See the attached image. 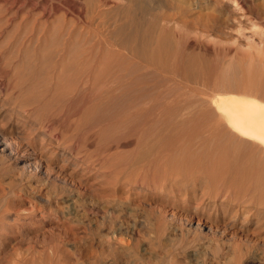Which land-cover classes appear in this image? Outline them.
I'll return each instance as SVG.
<instances>
[{
  "label": "bare ground",
  "instance_id": "bare-ground-1",
  "mask_svg": "<svg viewBox=\"0 0 264 264\" xmlns=\"http://www.w3.org/2000/svg\"><path fill=\"white\" fill-rule=\"evenodd\" d=\"M108 1L87 0L91 8L94 6H98V8L106 6L109 4ZM228 1L234 2L237 8L236 11L238 13H235V15H232L233 12L230 11L234 17L229 13H226L225 16L221 14L219 10L214 8L218 6L216 4L215 6L213 5V8H208L206 4L195 7V10L199 8L200 10L198 11L200 12H198V15L194 14L196 16L193 17L194 19L191 18L195 22L193 24L198 25V29L203 33L210 36L215 34V36L218 35L221 38H229L231 41H238L237 43L241 44L240 46L247 45L248 47L247 51L243 53H239L237 50L233 52L230 48L212 47V50H209L208 47L207 49L205 48L202 56L208 58L210 53H212L218 59L217 63L213 62L216 65H220H217L220 69H217L218 72L213 77L209 75L203 76L195 68L194 63L201 54L195 52L196 46L201 42L195 47L189 45L188 52H185L181 58L183 61L180 59L182 61L181 64H179L181 61L176 63V60H179L177 58L178 54L172 53L174 50L171 48L172 51L169 47L167 49L171 50L169 52L173 56L172 54L170 55L173 58L177 56L174 58H177L176 60L171 56V58L169 57L175 63L171 64L167 62V59L166 61L162 60L165 56H168L162 57L166 52L164 48L172 40L173 33L169 29L173 20L172 11L176 9L178 3H181V6H178L181 12L185 13L188 10L185 7L186 5L182 6V1L175 3V0H128L126 6L119 8L116 6L114 22L110 25L112 28L110 38L119 43L120 50H125L128 55L121 53V51H114V53L102 52L103 48L98 49V52L97 50L95 52L89 50L93 45L89 43L91 45L89 47L87 44L89 49L85 48L83 42L79 41L80 44L78 43L77 34L74 35V33L66 29L64 34L59 30L57 34L49 37L38 33L34 37L35 45H32L33 49L30 50L28 46L29 48L24 51L25 54L23 55L27 61L25 59L23 60L24 63L20 61L22 63L20 65L18 63L16 67L14 77L20 79L19 82L21 84L16 83V86H12L15 78L8 79V84H5V88L4 83L0 82L1 89H5L8 96L13 94L14 99L18 100L17 105H19V101L22 103L18 106L20 108L13 111L8 117L3 114L2 104H0V109H2L0 110V183L6 186L5 188L3 187V193L6 196L10 195V197L17 191L26 193L30 188L31 180L36 179L41 182V187L44 185H52L54 187L61 185L60 193L64 194L65 192L67 194L69 185L79 182L78 179L77 181L74 180L73 175L79 174L78 172L81 170H83L84 174L83 178L79 179V183L81 184L84 181L86 183L91 175L88 176V173H90L88 169L91 164H89L90 162L86 164L87 160H85L88 156L85 153L88 152V146L92 147L93 141H95L93 139H96L97 135L101 137L99 134L101 132L103 133L104 141L106 132L109 134L108 132H111V128L112 131L115 130L111 126L118 124L121 128L123 127V131H118L120 135L110 137L111 139L106 136L107 140L105 139V141L108 142L109 140L107 152L108 150L111 151V149L112 151L116 150L114 148L116 145L111 146V142L116 143L117 147L123 146L124 148L128 147V149L130 146L133 147L132 144H134L136 147L134 151L136 150L137 153L131 149L130 151H133L137 156L133 157L134 161L125 163L124 168L120 171H118V168L117 171L116 169H110L111 165L110 167H105L109 169L110 174L116 172L118 180L122 179L121 176H124L125 181V178H127L124 184L130 186L131 189L135 190L136 187L144 191H151V196H148L143 201L144 205L148 206V209H146L147 207L145 208L148 211L145 214L148 221L155 219L159 223L162 238L166 237V240L168 238L172 239V235L176 237L192 235L194 237L193 241L187 243L180 250L175 249V251L177 250L176 254H183L186 258L193 261L201 247L208 243L216 246V243L220 242L227 254L235 256V264H243L244 260L252 262V264H262V255L260 256L259 253L255 252H258L260 245L264 246V0H261L262 3L260 2V4L254 3L256 0ZM2 2L1 8L4 6L5 10L11 9V6L15 3L10 2V0H2ZM194 2L193 4H195ZM183 3L189 4L187 1ZM58 6L54 7V12L56 13L61 12V8ZM151 11H156L153 15L154 19H152V22L147 23L143 16ZM65 14L64 12L60 15L66 18ZM189 20L187 22H190ZM177 26H180V23ZM156 32L158 36L154 35ZM188 35L189 33L185 37ZM195 37L194 39L199 41V37L197 38V35ZM204 40L206 41V39ZM187 41L189 42V39L185 42ZM106 43L108 44V42ZM153 46L157 48L154 50ZM155 51L161 54V60L165 61V64L161 63V67L164 68L163 70L167 69L168 73H166L170 75L166 74V76L161 77L162 74H165L163 72L159 74L161 72L159 68L158 74L160 78H158L155 74L151 75L149 73L151 67L150 71H143L144 74L142 67L139 66L142 63H138L139 65L132 63L135 58H138L149 63L150 66L154 63L158 64L161 60H159V57L156 58L157 52L155 53ZM130 58L133 60L130 61ZM235 58L237 60L236 63ZM137 60L135 61L136 63L138 62ZM200 63L198 62V65L203 62ZM158 65L154 64L152 67L156 69L155 66L158 67ZM142 66L144 67V65ZM205 67L208 69V66ZM144 68L148 69L149 67L146 66ZM211 69L213 68L211 67ZM260 70H262V73ZM199 71L202 70L199 68ZM212 73L215 74V71L213 70ZM177 75L182 76L180 83L184 84L179 96H175L176 90L172 86L173 83H176ZM150 77H155V79L149 80L148 78ZM157 111L161 112V117H158L159 113L157 115ZM118 125L117 127H119ZM104 130L106 132H103ZM73 132L74 136H70ZM80 132L84 134L83 139L81 138L83 141L78 139ZM115 133L116 131H114ZM85 135L86 137H84ZM181 140L187 144L185 147L188 151L185 160L188 158L189 164L197 163L202 165L203 163L198 162V160L200 161L204 157L206 160L210 159L211 162L213 161L212 164L215 163L218 170L220 165H216L218 163L214 161H220L222 165V161L230 159L235 162V176L238 177L236 180L232 179V181L235 180V183L226 181L220 176L212 181L209 178L210 182L206 183L212 185L215 192L210 191L208 193L209 187L207 188V185L205 187L208 191L201 187L206 191L201 189L202 204L201 202L197 204L194 207L195 210L192 213L190 212L191 214H184L186 217L181 215H183V212H187V207L192 206L189 200H183L182 198L187 190L182 192V187H180L182 185H179L180 179H177V177L167 178L166 175L168 164L174 163L173 165L176 166L177 155L181 152L180 150H177L180 153L171 151L173 153L172 156L176 157L169 156L171 154L168 155L169 159L172 158L174 160L176 158L175 161L166 160V154L173 150L174 145L178 146L175 143H180ZM76 141L82 144L77 145ZM162 144L171 146L173 144V146L171 149L166 146L170 150H166L165 153L163 152V147L157 150V147ZM102 148L105 150L104 146ZM120 149L123 151L122 147ZM120 149L117 153L118 155L121 152ZM112 151L111 153L114 155ZM182 153L184 154V152ZM107 156L110 157L111 154L108 152ZM110 160L113 159L111 158ZM89 161L91 160L89 159ZM211 162L209 161L208 163ZM107 163L109 164V162ZM123 163L124 161L118 165L120 166ZM71 164L74 165L73 171L70 174H64L63 170ZM118 165L116 164V167ZM212 166H210V169ZM213 168L212 170L214 171L216 167L215 169ZM222 168L224 169V167ZM171 169L170 173L174 171V169H172L173 171ZM182 171L175 173L181 174ZM163 173H166L164 174L166 177L161 178ZM170 175L168 174L169 177L173 174ZM210 175L212 176V174ZM198 178H195V180L192 178L194 182L193 194H191L190 198L192 201L199 196L196 186L200 184L201 179L199 180ZM120 181L118 182L120 183ZM181 182L184 183L182 179ZM157 186L165 187L166 189L169 187V190L163 192L160 188L162 192H152L151 189L154 188V191ZM39 190L42 191L43 189L39 188ZM222 192L225 194H222ZM229 192H232V194L235 192L233 194L235 195V202L228 196ZM71 196H68L67 202L72 201ZM180 201H184V204L180 205ZM206 203L213 204L215 212L210 210ZM154 205L156 208L153 207ZM170 211L171 214H167ZM240 218L242 222L239 230L235 231V244L233 243L232 245L229 240V243L223 242V239L232 233L231 229L234 224L235 227L238 225ZM181 222H184L185 226H182ZM176 223L181 226H177ZM249 231L254 237L257 236V240H261L263 243L254 244L248 236L244 240L238 238V234H248ZM159 237L161 238V236ZM107 258L109 257H106L105 262L103 260L102 264H111L109 263L110 260L106 262ZM113 258H115V255ZM213 258L216 259L214 256ZM217 259L221 260L223 257ZM96 260L98 262L93 261L91 264H101L99 257Z\"/></svg>",
  "mask_w": 264,
  "mask_h": 264
},
{
  "label": "rangeland",
  "instance_id": "rangeland-1",
  "mask_svg": "<svg viewBox=\"0 0 264 264\" xmlns=\"http://www.w3.org/2000/svg\"><path fill=\"white\" fill-rule=\"evenodd\" d=\"M179 1L180 2L182 1V6L186 5L185 7L188 9L187 12L183 13L180 11L179 7L181 6V3H178ZM186 1L188 3L191 1L190 2L191 4L190 3L184 4L183 2H186ZM186 1L185 0H175V3L177 2L179 7L176 5V9H174L172 11L173 20H172L171 25L169 26V29H171L172 33H173L172 40L164 48L166 51V52L164 51L165 54L163 55L164 52L162 53L163 58L165 55H168V56H165V58L162 59L161 54L158 51H155V53L157 52L156 58L159 57L160 58L159 60L162 59L165 61L167 59V62H170L171 64L175 63L174 60L179 58V60H176V63L178 61L180 62L182 60L181 58H182L183 54L185 52H188L189 45L195 47L196 45H198L199 42H201V43H199L198 46H196L197 48H196L195 52L196 53L198 52L197 54H200V53L201 54L199 56V59H197L194 63L195 68L198 70L199 74H202L203 76L209 75V76L213 77L218 72L217 69L219 67H217V65L218 66H220V65L215 64V63H217L218 59L215 58L214 54L210 53L208 58L202 56V53L205 51V48L207 49V47H208L209 50H212L215 47L216 48H230L233 52H234V50L235 51L237 50L239 53H243V52L247 51L248 47H247V45L240 46L241 44L237 43L238 41L237 42L235 40L231 41L229 38L228 39L221 38L218 35L215 36V34H213L214 36L213 35L210 36L209 34L203 33L201 30L198 29V25L193 24L195 22H194V20H191V18L196 17V16H194V14L195 15L199 14L198 12H200V11H198V10H200V9L198 8V10H197V8H196V10H195V7L200 6V5H206L207 4L206 6L208 8H213L216 4L218 6H215L214 8L216 10H219L220 13L223 14L224 16L226 13L227 14L229 13L231 15L232 14L231 12H233L232 15H235V13H238V11H236L237 8L235 7L234 2H229L228 0H225V1L224 0L223 1L222 0H217V1L216 0H206V1L205 0H201V1L200 0H193V2L195 1L194 3L196 4V6H195V4H193L192 0H186ZM10 2H12V3L15 2V3L11 6V9L5 10L4 6H3V8H1L2 7L1 4H3V2H2V0H0V5H1L0 6V82L2 81L4 83V85L8 84V79L15 78L14 76L16 73V67L18 66V63L20 65L23 62V60L25 59V57L23 55V54H25L24 51H26V48H29V47H30L29 48L30 50L33 49L32 45H35L34 37H36L38 33H42L45 35V37L46 36L49 37L50 35L57 34V32H59V30L62 32V34H64L65 29H66L67 31L70 30L72 33H74V35L77 34L76 39H77L78 43L80 44V42L81 43L83 42L85 44L84 45L85 48L89 49V47L91 45H93L90 47L89 50H93L94 52H95V50H97V52H98V49L103 48L102 52L108 51V52L114 53V51H121L120 50L121 47H120L119 43H116L113 39L111 40V38H110V31L112 30L110 25L114 22V15H115L114 12H115V8H117L116 6H118V8L124 7V5L126 6V4H128V0H109L108 3L110 5L108 4L106 6H100L99 8H98V6H94L91 8L89 6L87 0H23V1H21V0H13L12 1V0H10ZM260 2L262 3L261 0L254 1V3H257V4L258 3L260 4ZM57 5H59L60 7L59 6L58 7L61 8V12H59V13L54 12L55 11L54 7H56ZM210 5H212V6H210ZM219 6H221L222 8L221 7L219 8ZM18 7H20V8H18ZM89 7L91 8V11H90ZM193 8L196 12L193 10ZM97 10H98V12H96ZM41 12H43V13H41ZM64 12L66 13L65 14L67 16L66 18H63L62 17L63 15L62 16L60 15L61 13H64ZM151 12H153V11H151ZM151 12L143 16L144 17L143 19H145V22H147V23L152 22V19H154L153 15H154V12H156V11H154L153 13H151ZM183 15L184 16L187 15V16H185L186 18ZM174 16H175V18H174ZM232 17H234V16H232ZM189 18H190V20H189ZM187 19L190 22H187L188 21ZM182 21H183V23H182ZM45 22H46V24H45ZM40 23L41 24L43 23L42 24L43 26ZM179 23H180V26H177ZM66 24H68V25H66ZM177 27H178V29H177ZM34 29L37 30V33H36V30H34ZM41 31H43L44 33ZM179 33H181L182 35ZM188 33L191 36V37L189 35L187 36L190 44H188L189 43L188 41L185 42L186 40H188V39H186L187 37H185ZM154 35L158 36L157 32ZM196 35H197V38L199 37L198 38L199 41H197V39H194V38H196L195 37ZM249 35H250V33H249ZM215 38H216V40H215ZM204 39H206V41ZM219 39L222 42H220ZM83 40H85V41H83ZM106 42H108V44ZM191 42L192 43L197 42V43L192 44ZM30 43H33V44H30ZM89 43L91 45H89ZM87 44L89 45V47ZM201 44H203V45H201ZM211 44H212V46H211ZM98 45L100 46V48ZM236 45H238V46H236ZM186 46H187V48H186ZM199 46H200V48H199ZM168 47H169V49L172 48L174 50L173 51L171 49L173 51L172 53L178 54V57L174 55L175 57H177L176 59H174L175 57L174 58L172 57L173 54L170 53L171 50L167 49ZM201 47H203V48H201ZM156 48H154V46H153L154 50ZM19 50H20V52H19ZM124 51L122 49L121 53H123V54L125 53L128 55V53L126 51L125 52ZM170 54H172V56ZM170 56L174 60L169 59ZM201 56H202V59H201ZM17 57H18V59H17ZM22 57H24V58H22ZM211 57H213L214 59ZM132 58L134 59V57H132ZM132 58H130V61L133 60ZM137 59L138 58H135V60L132 61V63H135V64L142 63L140 65L138 64L139 66L142 67V69H143L142 72L143 71L146 72L145 70L150 71L149 69L151 67V71L149 73L151 75L155 74V76H157L158 78H160L159 74H162V72L165 75L162 74L161 77L166 76V74L168 73L167 69L163 70L164 68L161 67V63L165 64L164 63L165 61L161 60L158 63L160 66L157 63H154V64L158 65V67L155 66L156 67V69H155L154 67H152L154 64L153 65L151 64V66H150L149 63H146L143 60H140V59L137 60ZM208 59H209V61H208ZM136 60L138 61L137 63L135 62ZM20 61H22V62H20ZM182 61L179 64H181ZM197 61L199 63L203 62L204 65H203V63L202 64L200 63L201 65H198ZM209 62H211V63L209 64ZM236 62H237V60L235 58V63ZM167 64H169V63H167ZM142 65H144V67L147 66L149 68L148 69L144 68ZM205 66H208L207 67L208 69H206ZM201 67H203L205 69H202ZM209 67H210V69H209ZM211 67L213 69H211ZM157 68H158V71H157ZM159 68H160L161 72L158 74ZM199 68L203 72L199 71ZM260 68H262V67L260 66ZM207 70H209L210 72H211V70H212V72L214 70L215 74L212 72L210 73ZM148 71H147V73H148ZM260 71L262 73V70H260ZM167 75H170V74H167ZM201 76H200V78H202ZM181 77H182L181 75H177L176 83L172 84L173 88L176 90L175 96H177V95L179 96V92L180 93L182 92L181 88L184 87V84L180 83L182 81ZM150 78H152V77H150ZM150 78H148V79L149 80L155 79V77L152 79H150ZM19 81H20V79H18V78L13 79L12 86H16L15 85L16 83L19 84L20 83ZM6 85H5V88H6ZM11 89H13V88H11ZM13 96H14L13 94H9V96H8L5 89L2 90L0 87V104H2V109H3V110L2 109H0V110H2L3 114H5L7 117L13 111L19 109L20 107H18V106L20 104H22L19 101V105H17L18 100L14 99ZM5 111H6V113H4ZM7 111H8V113H7ZM158 113H159V111H157V115H158ZM160 113H159L158 117H161ZM79 123H81V121H79ZM112 123L114 124L115 122H112ZM110 125H112V124H110ZM110 125H109V127H110ZM117 125L111 126L115 129L113 131H112V128L110 129L112 132V135H111V132H108L109 134H107L106 130L103 131V132H106V135L104 136L106 140H107V137L110 138V137H114L115 135H118V134L120 135V133H118V131L119 132L123 131L122 130L123 127L121 128V126L118 125L120 127L119 128V127H117ZM114 126H116L119 130ZM96 130L99 131L98 129H96ZM120 130H122V131H120ZM114 131H116L117 134L116 133L114 134ZM79 134L80 135H78L79 136L78 139H81V138L83 139V135H84L83 132H80ZM99 134L101 135V137L99 135H97L96 139L95 138L93 139L95 141H93L92 147L88 146V152H85L88 155L87 158L85 159V160H87L86 164H88L89 162H90L89 164H91L90 165L91 167L88 169L90 171V173H88V176L91 174L89 176L90 179H88L86 181V183L84 181L80 184L79 179L83 178L82 176H83L84 172H83V170L79 171L78 172L79 174L73 175L74 180L77 181V179H78L79 182L70 184L68 189H67V192H66L67 194H65V192H64V194L60 193L61 192L60 191L61 185L56 186V187H54L52 185H46V186L44 185L45 187L44 186L41 187V185H40L41 182H39V180L33 179L34 181L31 180V182L29 184L30 188L28 189V191L26 193L17 191L15 194L11 195V197H10V195L6 196V194L3 193L4 192L3 189L6 186L2 185L0 183V185H1L0 186V207L2 208V209L0 208V264H91L93 261L98 262V260H96L98 257H99V259H101V260H99V261H101V264L103 263V260L105 262L106 257H109L106 259V262H109V260H110L109 263H111V264H196L197 256H199L201 258H203L204 256H207V259H206V261H203V264H222V259L221 260H219L217 258L215 259L212 256V249L215 248L214 244L208 243V244L204 245L203 247H201L200 251L198 252V254L196 255V258L193 261L186 258V256L183 254H180V255L176 254L177 250L175 251V249L180 250L187 243H189L190 241H193L194 237L192 235H188V236H184V237H182V236L176 237V236L172 235L171 236V237H173L172 239L168 238L166 240V237L162 238V233H160L161 230L159 228V223H157L155 219L148 221L146 214H145L148 212L145 210L146 207H147L146 209H148V206H145L143 201L145 198H148V196H151L150 195L151 191H144L141 189H137L136 187H135V190L131 189L130 186L124 184L127 181V178H125L126 181L124 180V178H123L124 176L123 177L121 176L122 179H119V180H121L119 183L118 182L119 180L117 179L118 177L116 178L117 173L115 172L114 174L113 173L110 174L109 173L110 171H108L109 169H107L105 167V166L110 167V165H111L110 169H116V171H117V168H118V171H120L122 168H124L123 166L125 163H129L131 161H134L133 157L135 158L137 156V154L135 155V153H137L136 150L134 151V148L136 149L135 145L132 144L133 147L130 146L131 148L129 147V149H128V147L124 148L123 146L117 147L116 143L111 142V144H110L111 146L116 145V147H114L116 150L112 151V149H111V151L114 153V155L111 153V151L108 150L109 154H111V156L109 157V156H107L108 152L106 150L109 140H108V142H106L104 139V141L106 142V144H105V142L103 141V133L101 132ZM70 136H74V132ZM84 137H86V135ZM82 139H81V141H83ZM101 142H103V143H101ZM76 144L80 145L82 143L79 144V142L76 141ZM173 144H172V146H173ZM175 144H178V146L179 145L180 146L178 147L177 145H174L173 150H170L172 148V146L169 144H162L161 146L157 147V150H158V148L160 150L163 147V152H165V153H166V150L167 151L170 150V153L167 152L168 154H166L167 155L166 160L168 159V161L173 160L171 157H170L171 159H169V156H172L175 151L178 152L180 150L181 153L184 152V154L182 153L183 155L180 152H178V153H180L181 155L178 153H177L178 155L175 154V155H177V160L175 161L176 158H174L173 161H175L176 166L173 165L174 163H170V165L172 164L171 168L174 169V171L170 168V165L168 164V169L166 170L167 174L163 173L161 178L166 177V176H164V174H166L167 178H176L177 177V179H180L179 185H182V186H180V187H182L181 188L183 190L182 192H184L186 190L188 192V193L184 192V195L182 196V198H183V200H187V201L189 200V202H191V205H192V206L187 207L188 208L187 212H183V215H181V216L186 217V215H184V214H187V215L191 214L192 211L195 210L194 207H196V205L201 202L202 191L204 189H206V187L207 188L209 187L208 193H210V191L213 193L215 192V190H213L214 187H212V185L208 184L210 181L215 180V179L219 178V176H220V178L226 179V181H231L232 183H235V180L238 177L235 176V169H234L235 162L231 161L230 159L225 160L224 161L225 163L222 161L221 162L222 165L220 164V161L219 162L214 161V162L218 163L216 165H220V166L224 167V169H223L222 167L218 166L220 168L218 170H217V166H215V163L212 164L213 161L211 162L210 159H207L208 160L207 161L206 158H204V157H203L204 159L201 158L200 161L198 160V162L203 163L202 164L203 167H202V165L197 164V163H195V164L191 163L192 164L191 165L187 161L188 158H187V160H185L186 159L185 157H187V151H188V149L185 147V146H187V144L183 143L182 140L180 143L178 142ZM102 145L104 146L106 151L102 148L103 147ZM166 146H169L170 149H169V147H166ZM175 146H176V148H175ZM121 147H122L123 151L127 148V150H125V152L126 151L127 152L125 153V152L121 151V149H120ZM89 148H90V150H89ZM119 149L121 152L118 155L117 153L119 152ZM130 149L133 150L135 153L133 151H130ZM164 149H165V151H164ZM128 151L130 154L128 153ZM101 153H102V155H101ZM122 153H124L125 155ZM132 154H134V155H132ZM169 154H171V155H169ZM115 156H116V158H115ZM129 156H130V158H129ZM172 157H176V156H172ZM99 158H101V159H99ZM111 158L113 160L114 159H116V160L114 162H113V160L109 161V159H111ZM89 159L91 161H89ZM94 159L96 160V162ZM97 159H99V160H97ZM98 161H100L101 164H103V165H101L100 162H98ZM123 161H124V163L119 166L118 164L122 163ZM209 161L211 163H208ZM107 162H109V164ZM110 162H113V163H110ZM60 163H62V162H60ZM205 163H207V164H205ZM72 164H74V163H72ZM72 164L69 166H66V168L63 170L64 174L65 173L70 174V172L73 171L74 165H72ZM94 164H96V165H94ZM97 164H100V165H97ZM116 164L118 165L117 167H116ZM179 164H181V165H179ZM193 165H195V166H193ZM209 165L210 166L213 165L214 168L212 166L210 169ZM180 166H182L184 169ZM184 166L186 167V169ZM192 166L195 169H197L199 173ZM208 166H209V168H208ZM84 167H85V165H84ZM176 167L180 170H178ZM190 167H192V168H190ZM215 167H216V169H215ZM212 168L215 170L213 171ZM170 169H171V171H173L172 173H170ZM175 169H177V170H175ZM181 169L184 171H182ZM211 170H212V172H211ZM180 171H182V173L178 174V173H180ZM208 171H210V172H208ZM175 172H178V173H175ZM192 172H193L195 177L193 176ZM219 172H221V173H219ZM105 173H107V174H105ZM190 173L192 176L190 175ZM168 174L169 175L173 174V175L172 176L170 175L171 177H169ZM210 174H212V176L214 178ZM231 174H232V177H231ZM203 175H204V177H203ZM216 175H218V176H216ZM178 176L179 177L181 176V177L179 178ZM192 178L194 180H195V178L196 179L198 178L199 180L201 179V182H202V183L199 182L200 184L198 186H196V189L199 193V196L195 197V199L193 201L190 199L192 196L191 194H193L192 190H193V184H194V182L192 181L193 180ZM233 178L235 179V180H233L234 182L232 181ZM181 179H182V181H184V183L181 182ZM202 179H203V181H202ZM190 181L192 182V184ZM38 182H39V184H38ZM206 182H208V183H206ZM189 183H190V185H189ZM73 184H75V185H73ZM123 184H124V186H123ZM183 184H185V185H183ZM186 184H188L190 187ZM36 187H38V188H36ZM201 187H203L204 189ZM39 188H41V190L42 189L43 190L40 191ZM160 188L163 190V192L169 190V187H167V189L164 187L165 188L164 189L161 186H157V189L155 188L156 191L155 190L153 191L154 188L151 190H152V192L160 193V192H162V190ZM201 189H202V191H201ZM208 190L206 189V191H208ZM205 192H203V193L205 194ZM185 193H186V195H185ZM26 194H28V195H26ZM222 194H225V193L222 192ZM233 194H232V192H229L228 196L232 200H234V202H235V195H233ZM69 195L70 196L72 195L71 196V199H72L71 202L66 201L68 199ZM184 196H185V199H184ZM186 197H188V198L186 199ZM126 199H128V200H126ZM197 199H199V200H197ZM2 200L3 201L5 200L6 202L5 201L3 202ZM183 202L184 201H180L179 204L183 205L184 204ZM139 203H141V204H139ZM156 204H158V203H156ZM201 204H202V202H201ZM206 204H208V208L210 210H212V211L215 210V207H213V204H210V203H206ZM67 206L69 207V209ZM153 207L156 208L155 205ZM137 208H138V210H137ZM167 214H171V211L167 212ZM241 222H242V220L240 218L238 225L235 227V224H234V226L231 229L232 233L230 235H228L227 237H225V239H223L224 240L223 242H226V243L230 242V243H232V245H233V243L235 244V231L239 230V226H240ZM176 224L179 227L181 225L185 226L184 222L183 223L181 222L180 223L181 225L179 223H176ZM246 234L247 233H240V234H238V238L244 240L248 236L250 238V240H252L251 242H253L254 244L258 245V244L263 243L261 240H257V236L254 237L250 231L247 235ZM158 235L161 236V238ZM232 238H234V239H232ZM228 240H229V242H228ZM263 247H264L263 245H260V249L257 250L258 252H255V253H259L260 256L262 255L261 256V257H263L261 260L262 264H264V248ZM114 255H115V258H113ZM119 257H121V258H119ZM10 261H12V262H10ZM13 262H15V263H13ZM243 264H252V262L244 260Z\"/></svg>",
  "mask_w": 264,
  "mask_h": 264
},
{
  "label": "clouds",
  "instance_id": "clouds-1",
  "mask_svg": "<svg viewBox=\"0 0 264 264\" xmlns=\"http://www.w3.org/2000/svg\"><path fill=\"white\" fill-rule=\"evenodd\" d=\"M212 255L216 258L223 257L222 264H235V256L227 254L220 242H217L215 248L212 249ZM206 259L207 256L203 258L197 256L196 264H203V261H206Z\"/></svg>",
  "mask_w": 264,
  "mask_h": 264
}]
</instances>
